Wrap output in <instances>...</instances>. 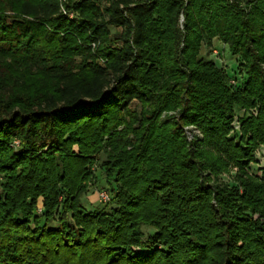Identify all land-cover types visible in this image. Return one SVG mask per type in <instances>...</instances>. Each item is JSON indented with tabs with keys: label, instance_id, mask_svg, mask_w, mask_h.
Listing matches in <instances>:
<instances>
[{
	"label": "trees",
	"instance_id": "16d2710c",
	"mask_svg": "<svg viewBox=\"0 0 264 264\" xmlns=\"http://www.w3.org/2000/svg\"><path fill=\"white\" fill-rule=\"evenodd\" d=\"M262 146L264 0H0V264H264Z\"/></svg>",
	"mask_w": 264,
	"mask_h": 264
},
{
	"label": "rangeland",
	"instance_id": "374dc122",
	"mask_svg": "<svg viewBox=\"0 0 264 264\" xmlns=\"http://www.w3.org/2000/svg\"><path fill=\"white\" fill-rule=\"evenodd\" d=\"M120 28H112V33L116 34ZM218 48V49H217ZM218 50V53L216 52ZM201 55L214 59L219 65L224 66L227 68V70L232 73L233 68L236 67V60L233 58L226 46L223 45L217 38H214L211 44H203L201 48ZM132 107L136 110H140L141 106L138 102H134L132 104ZM245 109H242L238 111L235 115L233 126L236 130H240V118L245 115ZM251 113L257 116L258 110L256 108L251 110ZM122 127H120L121 129ZM187 134L189 135V138L192 139L194 135H198L199 137H202V133L199 129L194 128L193 126L187 127ZM13 148H17L19 145H13L11 144ZM256 163H252L249 166L250 172L254 174H261L260 170L262 167H264V146L260 147L256 153ZM107 158V151L106 149H103L99 153H96V155L93 156L94 163L90 166L91 170L93 171V179L90 182L88 186L87 192L82 196V203L89 209L96 208L98 206H104L107 205L108 208H112L115 206V203L110 202L109 200L107 204H104L105 202H102L99 199V192L102 189L108 188V181L107 176L102 168L101 164L102 162ZM236 169V168H235ZM234 174V172H233ZM232 176V175H231ZM230 175L224 174L222 177L224 180L229 182V184L234 185L235 183L232 180V177ZM2 177H0L1 181ZM40 208H42L41 199L38 202V209L40 211ZM37 209V212H39ZM53 225L56 224V221L52 223ZM34 226V224H33ZM145 236H149L154 232V229L151 227H144Z\"/></svg>",
	"mask_w": 264,
	"mask_h": 264
},
{
	"label": "built area",
	"instance_id": "2783aa9c",
	"mask_svg": "<svg viewBox=\"0 0 264 264\" xmlns=\"http://www.w3.org/2000/svg\"><path fill=\"white\" fill-rule=\"evenodd\" d=\"M218 53V50L216 51ZM235 81L236 80H232L231 82L235 84ZM19 144V140L16 139L14 141V145H18ZM99 199L102 201V202H105L107 203L110 199H111V195H110V192L107 190V189H102L100 192H99ZM41 210V209H40Z\"/></svg>",
	"mask_w": 264,
	"mask_h": 264
}]
</instances>
